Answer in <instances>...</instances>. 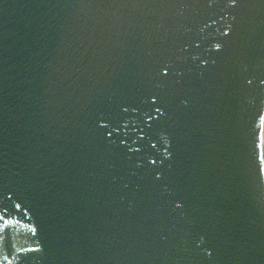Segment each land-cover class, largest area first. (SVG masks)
I'll return each mask as SVG.
<instances>
[{
	"label": "water",
	"instance_id": "water-1",
	"mask_svg": "<svg viewBox=\"0 0 264 264\" xmlns=\"http://www.w3.org/2000/svg\"><path fill=\"white\" fill-rule=\"evenodd\" d=\"M0 264H264V0H0Z\"/></svg>",
	"mask_w": 264,
	"mask_h": 264
}]
</instances>
